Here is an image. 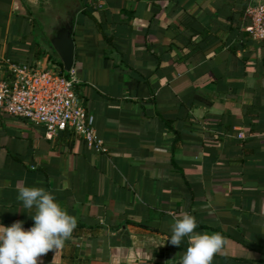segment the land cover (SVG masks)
<instances>
[{"label":"crops","instance_id":"obj_1","mask_svg":"<svg viewBox=\"0 0 264 264\" xmlns=\"http://www.w3.org/2000/svg\"><path fill=\"white\" fill-rule=\"evenodd\" d=\"M257 5L0 0V58H58L49 38L71 22L75 91L107 149L0 113V224L32 225L26 186L77 221L38 264H177L186 243L166 239L184 213L221 234L211 264H264V44L244 31Z\"/></svg>","mask_w":264,"mask_h":264},{"label":"built area","instance_id":"obj_2","mask_svg":"<svg viewBox=\"0 0 264 264\" xmlns=\"http://www.w3.org/2000/svg\"><path fill=\"white\" fill-rule=\"evenodd\" d=\"M245 16L249 21L245 33L252 41L264 43V6L248 7ZM78 83L71 72L64 76L56 68L43 69L37 63L16 64L1 57L0 113L42 127L48 138L70 131L88 149L105 154L107 149L93 127V115L76 94Z\"/></svg>","mask_w":264,"mask_h":264},{"label":"clouds","instance_id":"obj_3","mask_svg":"<svg viewBox=\"0 0 264 264\" xmlns=\"http://www.w3.org/2000/svg\"><path fill=\"white\" fill-rule=\"evenodd\" d=\"M16 200L31 211L32 225L25 230L24 221H15L8 227L0 224V264H38V257L64 246L76 228V218L42 187H22ZM196 228V219L188 213L171 223L167 243L176 248L182 241L186 243L177 264H211L213 255L221 249L220 233L196 232Z\"/></svg>","mask_w":264,"mask_h":264},{"label":"water","instance_id":"obj_4","mask_svg":"<svg viewBox=\"0 0 264 264\" xmlns=\"http://www.w3.org/2000/svg\"><path fill=\"white\" fill-rule=\"evenodd\" d=\"M71 22H66L64 26L56 29L54 36L49 38L50 47L58 57L62 70L70 72L73 65V41Z\"/></svg>","mask_w":264,"mask_h":264},{"label":"trees","instance_id":"obj_5","mask_svg":"<svg viewBox=\"0 0 264 264\" xmlns=\"http://www.w3.org/2000/svg\"><path fill=\"white\" fill-rule=\"evenodd\" d=\"M250 38V37H249ZM261 44H264V43H261ZM10 62H12V63H16V64H20V63H17V62H14V61H11L10 60ZM52 64V60H51V57L48 55L46 58H45V60L43 61V69H47V67L49 66V65H51ZM56 70H57V72H58V74H60V75H64V76H67V73H64V71L62 70V66H61V63L60 62H57V64H56Z\"/></svg>","mask_w":264,"mask_h":264},{"label":"rangeland","instance_id":"obj_6","mask_svg":"<svg viewBox=\"0 0 264 264\" xmlns=\"http://www.w3.org/2000/svg\"><path fill=\"white\" fill-rule=\"evenodd\" d=\"M45 26H46V25H45ZM43 32L45 33L46 30L44 29ZM51 60H52V64L49 65V66L47 67L48 69L56 68V64H57V62H60L59 59L56 58V57H51ZM42 63H43V62L40 61V62L38 63V65H39L40 67L44 68ZM56 69H57V68H56ZM64 73H65V72H64Z\"/></svg>","mask_w":264,"mask_h":264},{"label":"flooded vegetation","instance_id":"obj_7","mask_svg":"<svg viewBox=\"0 0 264 264\" xmlns=\"http://www.w3.org/2000/svg\"><path fill=\"white\" fill-rule=\"evenodd\" d=\"M64 26V24H62ZM53 32V31H52Z\"/></svg>","mask_w":264,"mask_h":264}]
</instances>
